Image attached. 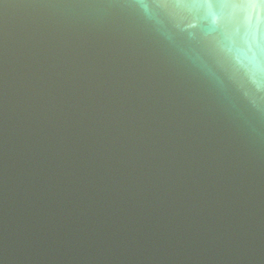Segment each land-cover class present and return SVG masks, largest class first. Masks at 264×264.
Masks as SVG:
<instances>
[{
	"label": "water",
	"instance_id": "water-1",
	"mask_svg": "<svg viewBox=\"0 0 264 264\" xmlns=\"http://www.w3.org/2000/svg\"><path fill=\"white\" fill-rule=\"evenodd\" d=\"M0 264H264V0H0Z\"/></svg>",
	"mask_w": 264,
	"mask_h": 264
}]
</instances>
